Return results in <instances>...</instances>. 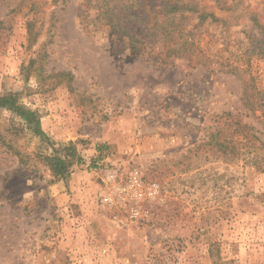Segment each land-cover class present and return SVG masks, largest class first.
Masks as SVG:
<instances>
[{"label":"rangeland","instance_id":"374dc122","mask_svg":"<svg viewBox=\"0 0 264 264\" xmlns=\"http://www.w3.org/2000/svg\"><path fill=\"white\" fill-rule=\"evenodd\" d=\"M93 1L0 0V95L51 141L0 109V264H264V147L234 134L264 142L243 101L249 78L264 98V0H109L123 35ZM70 142L57 179L42 157ZM135 167L162 196L125 225L102 178Z\"/></svg>","mask_w":264,"mask_h":264},{"label":"trees","instance_id":"16d2710c","mask_svg":"<svg viewBox=\"0 0 264 264\" xmlns=\"http://www.w3.org/2000/svg\"><path fill=\"white\" fill-rule=\"evenodd\" d=\"M92 1V0H91ZM91 9L96 8L97 10V17L98 19L102 20L105 23L110 24L109 31L111 32L113 29L119 27L117 23L112 22V12H111V5L109 0H101L99 3L93 1L91 4ZM212 19L216 20L214 13L208 14ZM261 28V25H259ZM120 28V29H119ZM118 28L117 34L123 35L121 27ZM116 30V29H115ZM35 60H31V65ZM252 79L249 78L245 83V91L243 96V101L246 107L253 112L255 117H258L261 123L264 126V98L262 95L251 94L248 90L250 87V83ZM262 94V92H259ZM0 109L7 110L11 112L12 115L19 118L23 126L31 131V133L40 138L43 143H50V137L46 133V131L42 127V116L38 110H33L28 106H25L23 103V93L22 92H10L5 95H0ZM260 112L261 114H257ZM238 123V127L235 129V133H238L240 136L239 148L243 150L247 148L248 145L254 142L253 138H256L259 141L261 147H264V142L255 135L250 134V128L252 127L251 124L244 122L243 120L236 121ZM254 128V127H252ZM1 137V135H0ZM255 139V140H256ZM233 143L231 141L223 142L220 147L224 149H234ZM235 150V149H234ZM77 146L75 143L70 142L67 145H64L61 148L53 149V153L43 155L42 159L45 164L49 167L52 175L57 179H67L75 169V166L81 161L80 155L77 153ZM252 167L257 169L258 171L264 172V156L260 157H252L248 160ZM247 161V162H248Z\"/></svg>","mask_w":264,"mask_h":264},{"label":"built area","instance_id":"2783aa9c","mask_svg":"<svg viewBox=\"0 0 264 264\" xmlns=\"http://www.w3.org/2000/svg\"><path fill=\"white\" fill-rule=\"evenodd\" d=\"M101 203L118 212L122 224L139 223L149 217L148 204L162 196L160 183L146 181L137 167L124 171L107 170L102 178Z\"/></svg>","mask_w":264,"mask_h":264}]
</instances>
